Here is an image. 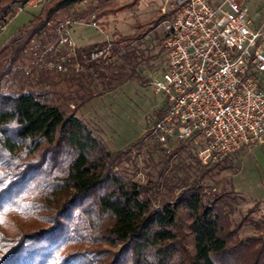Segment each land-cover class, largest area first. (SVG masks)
I'll use <instances>...</instances> for the list:
<instances>
[{"label": "trees", "instance_id": "obj_1", "mask_svg": "<svg viewBox=\"0 0 264 264\" xmlns=\"http://www.w3.org/2000/svg\"><path fill=\"white\" fill-rule=\"evenodd\" d=\"M27 1L0 0V30ZM82 1L48 0L0 43V79L17 82L10 91L0 88V264H264L256 238L237 237L238 223L230 227L224 195L203 191L206 171L219 162L203 165L182 185H169L163 171L141 184L117 167L127 149L108 150L75 115L92 96L129 77L111 71L110 58L145 37L158 15L111 40L99 71L89 62L74 74L24 73L22 49L30 37L56 12ZM137 2L107 4L92 21ZM94 78L98 90L91 88ZM161 194L167 200L159 201Z\"/></svg>", "mask_w": 264, "mask_h": 264}, {"label": "built area", "instance_id": "obj_2", "mask_svg": "<svg viewBox=\"0 0 264 264\" xmlns=\"http://www.w3.org/2000/svg\"><path fill=\"white\" fill-rule=\"evenodd\" d=\"M165 1L171 13L163 24L161 79H151L163 104L148 128L151 138L166 153L188 148L207 166L262 142L264 31L251 26L238 0ZM75 24L80 25L66 16L47 20L22 49L24 73L74 74L89 62L101 70L111 40L77 51Z\"/></svg>", "mask_w": 264, "mask_h": 264}, {"label": "rangeland", "instance_id": "obj_3", "mask_svg": "<svg viewBox=\"0 0 264 264\" xmlns=\"http://www.w3.org/2000/svg\"><path fill=\"white\" fill-rule=\"evenodd\" d=\"M47 1L42 0L41 4L35 6L25 3L20 7L1 28L0 43L13 36L18 28L27 25ZM113 3V0H84L70 10L58 11L53 15L57 18L66 16L79 22L80 25H72L71 35L74 43L80 46L130 35L134 32L135 21H147L158 15L156 24L151 26L145 37L122 48L110 58V70H124L129 77L113 88L92 96L76 110L75 115L86 122L108 150L127 149L117 165L126 177L144 184L147 180L154 181L163 171L169 185H182L196 177L203 170V165L188 148L164 152L148 131L163 104L161 95L152 90L151 79H161L158 72L163 64L161 41L163 24L171 13L169 5L165 0H158L150 2L153 4L148 3L146 9L140 12L125 10L107 13L95 19L93 25L94 12ZM89 8H92V12L87 13ZM260 27L258 22L256 28ZM98 81V78H94L91 88L98 90ZM16 87L17 82L8 76L0 79L2 90L10 91ZM135 140V144L128 148ZM234 157L232 154L206 171L201 181L203 191L222 193L227 203L225 211L230 227L239 224L237 237L256 238L257 247L264 252V201L234 190L231 183L234 177L238 179L240 172L239 163ZM158 199L165 201L167 196L161 194Z\"/></svg>", "mask_w": 264, "mask_h": 264}, {"label": "crops", "instance_id": "obj_4", "mask_svg": "<svg viewBox=\"0 0 264 264\" xmlns=\"http://www.w3.org/2000/svg\"><path fill=\"white\" fill-rule=\"evenodd\" d=\"M115 3H121L127 0H113ZM158 0H138L137 4L132 8L134 12H140L146 9L150 2H157ZM208 3L215 5L220 0H207ZM247 8V13L250 19V24L256 28L260 22L261 31H264V0H238ZM150 3V4H153ZM29 5L35 6L31 1L27 2ZM125 11V10H124ZM130 11V10H127ZM80 46V45H78ZM260 86L264 91V72L261 74ZM234 160L239 163L238 179L234 177V190L240 193H245L248 196L258 200L264 201V140L247 149H242L236 153Z\"/></svg>", "mask_w": 264, "mask_h": 264}, {"label": "snow or ice", "instance_id": "obj_5", "mask_svg": "<svg viewBox=\"0 0 264 264\" xmlns=\"http://www.w3.org/2000/svg\"><path fill=\"white\" fill-rule=\"evenodd\" d=\"M0 222H2V219H0Z\"/></svg>", "mask_w": 264, "mask_h": 264}]
</instances>
